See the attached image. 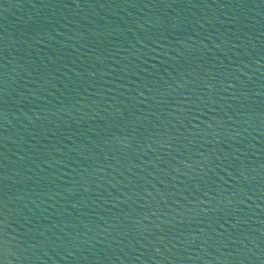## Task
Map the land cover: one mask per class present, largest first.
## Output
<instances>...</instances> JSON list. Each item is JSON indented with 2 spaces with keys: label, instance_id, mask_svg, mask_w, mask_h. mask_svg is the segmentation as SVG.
<instances>
[{
  "label": "water",
  "instance_id": "water-1",
  "mask_svg": "<svg viewBox=\"0 0 264 264\" xmlns=\"http://www.w3.org/2000/svg\"><path fill=\"white\" fill-rule=\"evenodd\" d=\"M0 264H264V0H0Z\"/></svg>",
  "mask_w": 264,
  "mask_h": 264
}]
</instances>
